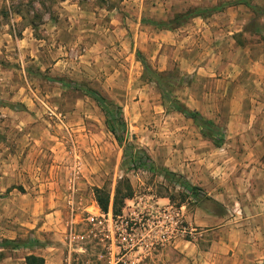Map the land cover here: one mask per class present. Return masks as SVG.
I'll use <instances>...</instances> for the list:
<instances>
[{"label":"rangeland","instance_id":"obj_1","mask_svg":"<svg viewBox=\"0 0 264 264\" xmlns=\"http://www.w3.org/2000/svg\"><path fill=\"white\" fill-rule=\"evenodd\" d=\"M261 77L264 0H0V243L19 244L0 264H261ZM80 85L122 107L120 140ZM163 91L223 127L222 146ZM122 178L134 195L114 217Z\"/></svg>","mask_w":264,"mask_h":264},{"label":"trees","instance_id":"obj_2","mask_svg":"<svg viewBox=\"0 0 264 264\" xmlns=\"http://www.w3.org/2000/svg\"><path fill=\"white\" fill-rule=\"evenodd\" d=\"M247 2V1H246ZM247 4L258 14L262 13L259 11V6L255 3ZM200 12V10H197ZM191 12H186L177 15V19L180 17H186ZM4 14L7 12H3ZM201 15V14H200ZM31 25L35 24V20H32ZM156 25H167L166 22L156 21ZM75 89L83 90L86 94L90 95L94 100L100 105L101 109L104 111L107 117V124L110 128V131L115 135L117 139L120 140L121 132H128V125L124 119L122 113V107L116 102L108 99L100 92L88 87L87 85H80L75 87ZM163 103L169 111H177L183 114L185 117L190 118L194 121V123L201 129L203 136L209 138L211 142L216 146L220 147L224 143L226 131L222 127H218V124L211 119L205 118L200 112L197 110H193L184 103H182L179 99L173 98L167 94L166 91L162 92ZM131 155H133L131 153ZM133 160H135V156H132ZM185 190L189 195L194 197L195 199H199L198 189L194 186L187 185ZM96 201L103 213H109L110 211V203H111V194L105 188H94ZM134 195L133 186L128 178H122L119 180L118 185L115 190V195L112 202V213L114 217L121 216L123 214V206L125 204L126 199L132 198ZM19 247V244L10 239H5L3 243H0V248L4 247ZM26 264H46L45 257L36 254H28L25 256ZM261 264H264L261 263Z\"/></svg>","mask_w":264,"mask_h":264},{"label":"crops","instance_id":"obj_3","mask_svg":"<svg viewBox=\"0 0 264 264\" xmlns=\"http://www.w3.org/2000/svg\"><path fill=\"white\" fill-rule=\"evenodd\" d=\"M256 83L263 87L264 91V78L261 77L256 79ZM259 86V88H260ZM256 124V123H255ZM250 178L252 179L251 187L249 192L251 195L256 196L254 202L253 215H251V220H253L254 225L257 228V233L260 236L259 240L256 242L258 251L260 252L259 259L257 262H264V157L255 158V164L253 169H251ZM256 179V180H255ZM257 184H255V182ZM260 181L261 184H258Z\"/></svg>","mask_w":264,"mask_h":264},{"label":"built area","instance_id":"obj_4","mask_svg":"<svg viewBox=\"0 0 264 264\" xmlns=\"http://www.w3.org/2000/svg\"><path fill=\"white\" fill-rule=\"evenodd\" d=\"M107 214H108V213H107ZM103 216H104V215H103ZM90 220H91V222H93V224H102V223H103L102 220H98V218L95 217V216L90 217Z\"/></svg>","mask_w":264,"mask_h":264}]
</instances>
